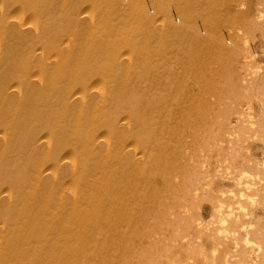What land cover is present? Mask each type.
Wrapping results in <instances>:
<instances>
[{
  "label": "bare ground",
  "instance_id": "obj_1",
  "mask_svg": "<svg viewBox=\"0 0 264 264\" xmlns=\"http://www.w3.org/2000/svg\"><path fill=\"white\" fill-rule=\"evenodd\" d=\"M0 264H264V0H0Z\"/></svg>",
  "mask_w": 264,
  "mask_h": 264
}]
</instances>
